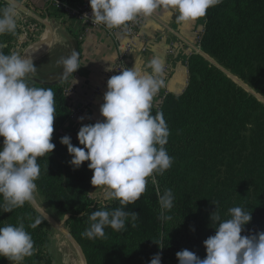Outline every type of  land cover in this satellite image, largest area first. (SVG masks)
Masks as SVG:
<instances>
[{
  "label": "trees",
  "instance_id": "1",
  "mask_svg": "<svg viewBox=\"0 0 264 264\" xmlns=\"http://www.w3.org/2000/svg\"><path fill=\"white\" fill-rule=\"evenodd\" d=\"M60 1L70 6L80 3ZM4 6L6 2L0 0V7ZM205 17L201 52L188 60L186 88L168 93L160 106L152 105L151 114L162 112L168 125L164 147L173 162L162 174L154 172L141 197L125 206L126 211L138 213L135 227L129 217L126 230L106 226L102 238L82 235L91 223L89 216L102 204L89 193L93 186L89 161L75 168L60 140L68 135L75 146L84 147L78 132L66 126L72 116L66 79L45 82L27 77L30 87L53 91L56 109L52 138L56 147L38 157L41 172L36 190L49 207L70 214L66 221L88 264H150L158 252L162 264H179L176 253L183 249L203 259L207 254L203 241L216 232L211 213L217 210L228 219V210L237 206L252 214L242 235L264 231V104L257 96H264V0H222ZM18 33L17 29L15 34L0 35V51L10 54ZM167 189L174 196L173 207L165 213L171 219H161L158 194ZM104 205L109 211L122 207L115 199ZM37 219L41 222L33 228ZM9 224H23L34 241L33 255L19 264H53L48 251L50 223L31 202L11 212L0 207V227ZM0 264L13 262L0 256Z\"/></svg>",
  "mask_w": 264,
  "mask_h": 264
},
{
  "label": "clouds",
  "instance_id": "2",
  "mask_svg": "<svg viewBox=\"0 0 264 264\" xmlns=\"http://www.w3.org/2000/svg\"><path fill=\"white\" fill-rule=\"evenodd\" d=\"M221 2L90 0V19L92 24L120 28L141 15L150 17L159 9L178 13V22H189L204 17L210 7ZM21 4L22 0H6V6L0 7V35L16 33ZM56 40L59 42V38ZM135 61L133 67L124 68L108 79L104 103L100 106L105 119L82 124L78 131L79 144L84 147L75 146L68 135L60 138L72 156L71 165L79 168L89 161L88 168L93 170L91 184L105 189L102 199H115L122 205L109 211L102 204L94 210L89 216V227L82 233L88 239L104 237L106 226L117 232L126 230L129 217L135 227L138 213L126 211L125 206L137 201L146 191L148 177L154 172L162 174L173 162L164 147L170 133L163 113L151 114L153 99L163 83L164 60L157 56L146 66L142 59L135 58ZM62 64L64 79L82 66L76 51L64 58ZM113 69L110 64L106 70ZM35 71L31 55L0 51V137L4 138L0 146V195L3 197L0 207L4 212L34 200L35 181L41 172L38 157L50 154L56 147L52 142L56 116L54 93L51 89L28 85L27 77ZM79 119L83 121L85 117ZM158 199L160 218L171 219L165 213L173 207L172 190L158 194ZM213 203L218 209L217 202ZM228 211V219H222L217 210L210 215L216 232L203 241L206 257L201 259L193 251L183 249L176 253L179 264H264V231L242 235L245 225L252 220L251 212L238 206ZM40 222L37 219L32 227ZM33 252L34 241L23 224L0 227V256L19 264ZM150 264H162V254H154Z\"/></svg>",
  "mask_w": 264,
  "mask_h": 264
},
{
  "label": "crops",
  "instance_id": "3",
  "mask_svg": "<svg viewBox=\"0 0 264 264\" xmlns=\"http://www.w3.org/2000/svg\"><path fill=\"white\" fill-rule=\"evenodd\" d=\"M26 6L39 14L46 12V17L52 20L55 28L50 50L43 58L33 61L36 71L29 74L28 78L45 82H55L63 78L55 76L57 70H54L53 60L57 51L54 48L59 44L74 43L82 66L64 82L72 109V116L66 126L78 132L82 124L103 121L105 118L101 115L100 106L104 103V94L107 91L106 69L113 64L118 53L113 38L103 28L88 27L53 0H27ZM177 15L174 11L158 9L152 16L144 17L141 31L149 38L147 49L142 51L139 43V47L129 58L130 68L135 65V58L142 59L145 66L157 56L164 60L165 74L161 88L153 99L154 106H160L168 93L184 91L189 78L188 60L193 53L201 52L200 40L205 30L206 17L178 22ZM47 35L48 32L42 40ZM56 38H59V42ZM125 38L122 35V39ZM46 48H42L40 54H36L38 49L34 48L29 55L40 56ZM81 116L85 117L83 121L79 119ZM104 191L103 187L92 186L89 193L93 199L106 204L111 200L102 199Z\"/></svg>",
  "mask_w": 264,
  "mask_h": 264
},
{
  "label": "rangeland",
  "instance_id": "4",
  "mask_svg": "<svg viewBox=\"0 0 264 264\" xmlns=\"http://www.w3.org/2000/svg\"><path fill=\"white\" fill-rule=\"evenodd\" d=\"M86 1H90V0H80V3L82 4ZM35 13L43 17L44 19L48 20V22L52 24L51 22L52 20H49V18L43 16L42 13L41 14H39L38 12ZM18 30L19 33L17 34V39L14 42L12 52L15 51L20 55H24L27 52L29 53V51L33 49L34 44L40 42L43 36L45 35V33L48 32V28L44 26L41 21H39L36 18L30 17L28 15L22 14L21 12H20V19L18 20ZM74 45H75L74 43L72 44L65 43V45H61V44L56 45V47L54 48V50L57 51L56 52L57 55L53 60L54 62L52 61L54 63L53 64L54 70L55 71L57 70L55 76L63 77L64 66L62 64V60L66 57H69L73 51H76L75 49L76 45L75 46ZM49 50L50 47L48 46L40 56L37 57L31 56L33 61L43 58V56H45ZM235 79L239 81V83H241L240 85L245 87V89H247L249 92L251 93L254 92L250 86L244 84L242 81L238 80V78ZM257 96L259 97V100L264 104V96L261 94H257ZM35 198L46 212L55 216L58 220L63 221L64 226L71 232L70 226L66 221L70 216V214H63L49 207L39 196L37 190L35 192ZM48 251L51 254L53 264L79 263L78 261L79 255L74 243L52 224H50V228H49Z\"/></svg>",
  "mask_w": 264,
  "mask_h": 264
},
{
  "label": "built area",
  "instance_id": "5",
  "mask_svg": "<svg viewBox=\"0 0 264 264\" xmlns=\"http://www.w3.org/2000/svg\"><path fill=\"white\" fill-rule=\"evenodd\" d=\"M26 1L27 0H22V3L26 5ZM53 1L63 9L69 10L73 15L82 20L88 27L103 28L108 33V35L113 38L118 53L116 59L111 65L115 69L106 72V80H108L112 75L119 74L123 71L124 68H130L129 58L139 47V43L142 51H145L147 49L149 38L141 31L144 16L141 15L136 20L130 21L120 28L110 29L103 24H92V20L90 19L92 13L90 1H86L77 6H70L60 0ZM122 35H125L126 38L122 39Z\"/></svg>",
  "mask_w": 264,
  "mask_h": 264
},
{
  "label": "water",
  "instance_id": "6",
  "mask_svg": "<svg viewBox=\"0 0 264 264\" xmlns=\"http://www.w3.org/2000/svg\"><path fill=\"white\" fill-rule=\"evenodd\" d=\"M6 2V0H4ZM20 12L22 14L28 15L30 17L36 18L43 23L44 26L48 28V35L46 38L34 44L33 48L35 49H42L44 47H48L54 40L55 28L53 24L48 22V20L44 19L43 17L37 15L33 10H31L28 6L24 3L21 4ZM29 53L27 52L25 56H28ZM35 208L47 219V221L55 226L60 232H62L67 238H69L76 246L79 247L84 264H88L84 251L82 250L81 246L72 235V233L64 226L63 221L58 220L55 216L51 215L50 213L46 212L45 210L41 209L34 201L31 202Z\"/></svg>",
  "mask_w": 264,
  "mask_h": 264
},
{
  "label": "bare ground",
  "instance_id": "7",
  "mask_svg": "<svg viewBox=\"0 0 264 264\" xmlns=\"http://www.w3.org/2000/svg\"><path fill=\"white\" fill-rule=\"evenodd\" d=\"M34 49V48H33ZM33 49H31V50H33ZM30 50V51H31ZM29 51V52H30ZM43 51V49H38V50H36V54H40L41 52ZM34 203H36L39 207H41V205L38 203V201L36 200V198H34ZM41 209H43L42 207H41ZM44 210V209H43ZM75 245V244H74ZM75 247H76V250H77V252H78V255H79V259H78V261H79V263L78 264H84V261H83V258H82V254H81V251H80V249H79V247L78 246H76L75 245Z\"/></svg>",
  "mask_w": 264,
  "mask_h": 264
}]
</instances>
